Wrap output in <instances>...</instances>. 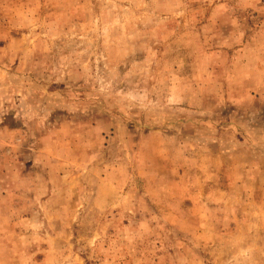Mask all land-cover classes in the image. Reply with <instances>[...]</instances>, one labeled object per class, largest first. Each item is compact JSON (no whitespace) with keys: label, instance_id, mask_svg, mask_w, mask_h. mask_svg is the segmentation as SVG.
<instances>
[{"label":"rangeland","instance_id":"1","mask_svg":"<svg viewBox=\"0 0 264 264\" xmlns=\"http://www.w3.org/2000/svg\"><path fill=\"white\" fill-rule=\"evenodd\" d=\"M0 264H264V0H0Z\"/></svg>","mask_w":264,"mask_h":264}]
</instances>
